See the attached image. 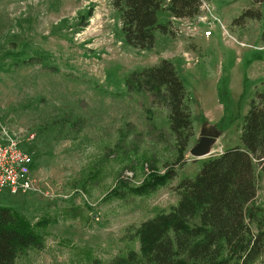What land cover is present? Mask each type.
I'll list each match as a JSON object with an SVG mask.
<instances>
[{
    "label": "rangeland",
    "instance_id": "1",
    "mask_svg": "<svg viewBox=\"0 0 264 264\" xmlns=\"http://www.w3.org/2000/svg\"><path fill=\"white\" fill-rule=\"evenodd\" d=\"M252 7V0H205L200 15L172 21L174 32L157 31L155 47L141 50L123 40L112 0H0V143L16 138L35 160L30 188L2 191L0 204L33 222L55 219L44 246L29 249L16 264H111L130 245L138 250L131 241L136 227L177 204L180 181L241 144L244 115L264 89V4L256 5L259 19L237 20ZM212 22L213 40L197 43L200 26L211 30ZM35 55L42 63L17 64ZM164 58L182 64L195 134L177 176L135 195L129 188L163 173L177 152L172 137L158 142L150 135V124L168 131V110L147 93H127L124 78ZM43 64L58 71L45 72ZM79 118L84 122L77 131ZM207 123L218 137L210 155L194 158L190 149ZM257 203L264 209V173ZM255 264H264V253Z\"/></svg>",
    "mask_w": 264,
    "mask_h": 264
},
{
    "label": "trees",
    "instance_id": "2",
    "mask_svg": "<svg viewBox=\"0 0 264 264\" xmlns=\"http://www.w3.org/2000/svg\"><path fill=\"white\" fill-rule=\"evenodd\" d=\"M252 3L238 21L261 17L256 5L264 0ZM204 4L205 0H112L123 40L141 50L155 47L157 31L174 32L171 17L194 18ZM165 12L170 18L162 21ZM261 39L264 42V29ZM32 63H42V58L35 55L17 62ZM41 69L58 71L48 64ZM124 82L130 95L147 93L152 102L168 110V131L150 124L151 138L175 140L177 156L167 161L165 171L129 188L132 194L146 195L166 186L177 176L176 167L185 163L184 153L195 134L190 93L176 64L166 58L128 72ZM83 122L77 119L74 130L80 131ZM240 139V145L205 160L194 178L182 179L177 204L142 221L131 240L139 243V249L130 245L111 264H255L264 253V209L257 203L259 175L264 173V89L250 101ZM53 221L44 215L33 222L16 208L0 204V264H16L29 249L42 248L46 228Z\"/></svg>",
    "mask_w": 264,
    "mask_h": 264
},
{
    "label": "built area",
    "instance_id": "3",
    "mask_svg": "<svg viewBox=\"0 0 264 264\" xmlns=\"http://www.w3.org/2000/svg\"><path fill=\"white\" fill-rule=\"evenodd\" d=\"M204 34L210 36L212 30H206ZM34 165L32 152L24 149L19 140L9 137L1 142L0 193L4 190H9L11 193L28 190L31 186V173Z\"/></svg>",
    "mask_w": 264,
    "mask_h": 264
},
{
    "label": "water",
    "instance_id": "4",
    "mask_svg": "<svg viewBox=\"0 0 264 264\" xmlns=\"http://www.w3.org/2000/svg\"><path fill=\"white\" fill-rule=\"evenodd\" d=\"M218 137L213 126L208 123L201 130V135L196 144L190 149L194 158H202L211 154V148Z\"/></svg>",
    "mask_w": 264,
    "mask_h": 264
},
{
    "label": "crops",
    "instance_id": "5",
    "mask_svg": "<svg viewBox=\"0 0 264 264\" xmlns=\"http://www.w3.org/2000/svg\"><path fill=\"white\" fill-rule=\"evenodd\" d=\"M172 19V21L174 22V21H184V22H187L186 20H190V18H176V17H172L171 18ZM175 23V22H174ZM209 25V24H208ZM208 28L209 29H211L212 30V34L210 35V36H206L205 34H204V30H203V28L200 26V29L198 30V32H197V34H198V36H196V39H195V41H197V43H200L199 42V38H204L206 41H208V42H211L212 40H213V37L215 36V34H216V28H215V23L214 22H212L211 23V26L209 25L208 26ZM221 35H223L226 39L228 38V37H230L233 41H234V43H236V41H237V43H238V40H237V38L236 37H234L233 35H231L229 32H228V34H224V31H222L221 32ZM246 38V37H245ZM201 44V43H200ZM235 46V45H234ZM224 59H225V56L223 55V53L220 55V64L221 63H223L224 62ZM175 64H176V66H177V68H178V71H179V69H181V68H183V67H181L182 66V64H180L179 62H176V61H173ZM220 67H221V65H220ZM223 68V67H222Z\"/></svg>",
    "mask_w": 264,
    "mask_h": 264
}]
</instances>
